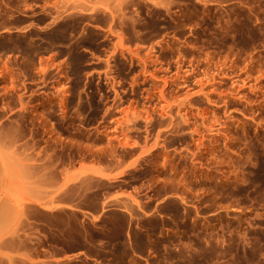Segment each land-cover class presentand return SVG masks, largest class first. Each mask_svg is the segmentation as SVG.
Here are the masks:
<instances>
[{
	"label": "rangeland",
	"instance_id": "1",
	"mask_svg": "<svg viewBox=\"0 0 264 264\" xmlns=\"http://www.w3.org/2000/svg\"><path fill=\"white\" fill-rule=\"evenodd\" d=\"M0 156L21 264H264V0H0Z\"/></svg>",
	"mask_w": 264,
	"mask_h": 264
},
{
	"label": "crops",
	"instance_id": "2",
	"mask_svg": "<svg viewBox=\"0 0 264 264\" xmlns=\"http://www.w3.org/2000/svg\"><path fill=\"white\" fill-rule=\"evenodd\" d=\"M5 160H13L14 158L12 156H0V173L2 172V163L1 161ZM27 176L29 178L32 177V173L30 170H27ZM25 192L27 193L28 198H34L35 199V193H36V187L34 185H28L26 187ZM3 193V190L0 188V198L1 194ZM11 200L8 198L6 200H0V262L2 264H21L22 261L20 259V249L21 247L27 246L28 251L25 255H27L29 258L35 256L34 250H30V234H28V238H20V235L15 234L13 232V228L9 227L8 224L4 222V215L6 214L7 209L13 207L14 199L12 196H10ZM30 205V204H29ZM28 205V206H29ZM28 206L26 208H28ZM59 241H65V238L63 237V234H59ZM81 246L84 245V242H79ZM59 250L61 251V254L57 255L55 259L63 261L67 259H74L77 257H80L82 255H85V251H83V248L80 247L79 250H77L74 253L71 254H65L62 253V247L59 246Z\"/></svg>",
	"mask_w": 264,
	"mask_h": 264
},
{
	"label": "bare ground",
	"instance_id": "3",
	"mask_svg": "<svg viewBox=\"0 0 264 264\" xmlns=\"http://www.w3.org/2000/svg\"><path fill=\"white\" fill-rule=\"evenodd\" d=\"M118 175H120V174H118ZM115 177V176H114Z\"/></svg>",
	"mask_w": 264,
	"mask_h": 264
}]
</instances>
